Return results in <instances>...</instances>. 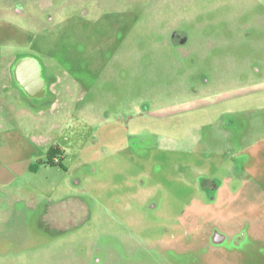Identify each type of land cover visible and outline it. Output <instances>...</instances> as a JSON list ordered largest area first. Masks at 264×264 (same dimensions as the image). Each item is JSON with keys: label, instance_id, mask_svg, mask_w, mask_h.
I'll list each match as a JSON object with an SVG mask.
<instances>
[{"label": "rangeland", "instance_id": "374dc122", "mask_svg": "<svg viewBox=\"0 0 264 264\" xmlns=\"http://www.w3.org/2000/svg\"><path fill=\"white\" fill-rule=\"evenodd\" d=\"M0 264H264V0H0Z\"/></svg>", "mask_w": 264, "mask_h": 264}, {"label": "flooded vegetation", "instance_id": "af4514ba", "mask_svg": "<svg viewBox=\"0 0 264 264\" xmlns=\"http://www.w3.org/2000/svg\"><path fill=\"white\" fill-rule=\"evenodd\" d=\"M9 73L12 80L15 77L21 82L28 96L33 95V97L38 98L43 93V85L39 80L37 67L34 62L26 57L21 56L12 61L9 64ZM33 82L35 84L34 89L31 87Z\"/></svg>", "mask_w": 264, "mask_h": 264}, {"label": "water", "instance_id": "95a60500", "mask_svg": "<svg viewBox=\"0 0 264 264\" xmlns=\"http://www.w3.org/2000/svg\"><path fill=\"white\" fill-rule=\"evenodd\" d=\"M217 238H218V237H217ZM217 238H216V241L221 240V238H218V239H217Z\"/></svg>", "mask_w": 264, "mask_h": 264}, {"label": "trees", "instance_id": "16d2710c", "mask_svg": "<svg viewBox=\"0 0 264 264\" xmlns=\"http://www.w3.org/2000/svg\"><path fill=\"white\" fill-rule=\"evenodd\" d=\"M51 164V163H50Z\"/></svg>", "mask_w": 264, "mask_h": 264}]
</instances>
